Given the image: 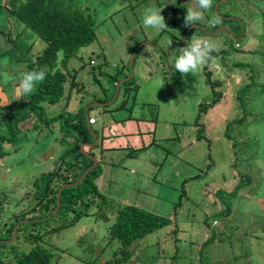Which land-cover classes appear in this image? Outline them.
Returning <instances> with one entry per match:
<instances>
[{"label":"rangeland","instance_id":"374dc122","mask_svg":"<svg viewBox=\"0 0 264 264\" xmlns=\"http://www.w3.org/2000/svg\"><path fill=\"white\" fill-rule=\"evenodd\" d=\"M12 1L0 0V105H9L0 112V205H4V212L32 210L25 195L33 194L35 181L54 167L51 162L40 161L39 154L50 150L55 140L63 147L71 146L67 141L70 135L64 129L60 132L58 122L47 127L44 120L60 114L61 122L66 119L69 124L72 120L67 116H75L79 107L84 105L86 109L93 104L89 116L96 118L93 129L99 132L103 143L92 151L100 170L94 179L97 189L111 202L135 205L172 220L139 243L132 264H264V0H232L227 8L219 10L231 14L225 18L214 9L217 1L202 10L196 0H58L70 8L86 7L94 17V41L81 48L66 66V71H76L79 82L85 75L94 79L86 78L81 92L76 88L68 94L65 90L60 104L41 103L42 117L38 112L28 114L25 102L31 93L20 96L17 88L22 74L27 72L28 59L38 54L44 43L11 15ZM150 6L162 9L161 15L179 6L202 11V19L184 34L194 24L212 29L209 20L220 18L211 37L209 32L201 34L194 28L186 47L196 39L213 42L216 50L226 51L217 55L223 58L225 70H233L241 85L250 84L245 112L242 111L245 118L228 127L230 141L223 135L226 125L241 115L231 103L233 108L214 121L213 117L229 107L228 102L223 108L209 110L199 122L196 120L199 104L211 99L209 86L204 84V66L196 73L184 75L173 68L184 34L181 27L166 31L145 28L142 14ZM234 19L244 25L242 38L241 25ZM230 26L240 30H234L239 33L236 39L240 48L231 53L227 51H232L236 42L233 38L229 42L232 35L226 29ZM133 53V77L119 86L118 96L110 104L111 108L118 107L129 86L128 109L115 115L103 112L95 106L98 102L93 101L94 96L112 100L122 78L130 75ZM237 75L233 79L236 82ZM220 77L215 75L216 79ZM227 88L231 94L232 86ZM13 113L28 120L18 122ZM128 115L130 118L124 120ZM102 121H106L111 133L105 128L106 138L99 125ZM198 123L203 128L200 140L196 134ZM80 144L79 152L85 155L87 146L83 150ZM233 154L237 155L234 172L241 177L229 188L233 169L228 162H233ZM17 197L23 203L16 202ZM95 209L91 206L90 216L46 239L50 247L66 252L59 264H85L87 254L76 243L80 237L86 245L106 244L102 241L105 226ZM215 220L218 222L214 224ZM212 223L215 227L208 230ZM172 228H176L177 242H173L172 233V240L167 243ZM207 239L210 241L203 245ZM112 246L107 251L117 245ZM110 257L108 253L102 260Z\"/></svg>","mask_w":264,"mask_h":264},{"label":"trees","instance_id":"16d2710c","mask_svg":"<svg viewBox=\"0 0 264 264\" xmlns=\"http://www.w3.org/2000/svg\"><path fill=\"white\" fill-rule=\"evenodd\" d=\"M216 1L218 0H212V3ZM229 2H232V0L226 1L222 6H218L216 12L224 16L228 15L229 13H219V10L223 6L227 8ZM11 4V15L22 22L44 43L39 53L34 55L32 59H28L26 63L27 72L39 69H44L46 71V79L42 83L37 84L36 89L31 92L27 102H25L29 111L28 114H30V112H38V115L42 117L43 110L40 106L41 103L50 105L60 104L61 99L64 97L65 90V93L68 91V94L70 91L73 92L76 88L81 92L82 85L86 82L85 79H94V77L85 75V78L79 82L77 77H75L76 71L70 73V71H66V66L69 59L75 57L81 48L90 45L94 41L95 20L88 8L83 6H74L70 8L58 0H24L19 3L13 0ZM185 14L186 10L183 6L176 7L163 14L162 16L167 25L163 31L167 29L175 30L181 27L182 34H184L185 30L189 27L184 22ZM209 21H212V19ZM237 23L240 24L239 22ZM210 24L212 29H208L205 26L204 28L206 31H212L218 26L216 24ZM194 28H196L199 33L205 34L200 26L189 28L188 32L185 33L186 40L183 41V47H186V41L189 40ZM226 32L229 34L228 31ZM232 32L234 33V31ZM179 41L178 39V42ZM229 42H233L230 37ZM230 43H228V45ZM239 48L240 44L238 41L237 47L233 48L231 52H236ZM222 51L224 50H220V54ZM213 52H211L210 55H217L215 51ZM90 64H94L92 60ZM205 69V83L209 84L210 70L208 66ZM113 79L116 83L117 78L114 77ZM126 82L123 84H127ZM219 84V81L210 83L211 99L210 102L199 104L196 114V120H198V122L200 116L220 98L221 91L215 90L214 87L215 85L219 86ZM249 85V83L240 85L236 93L233 91L235 95L232 97V103L238 115H241V118L231 120L226 125L223 135L229 141L231 138L228 133V127L232 125L231 123L237 124V122L245 118V115H242V111L243 113L245 112L244 102H246L245 97L247 96L246 92L247 89H249ZM128 87H126L125 92L129 91L130 87L129 89ZM108 99V96H104L103 98L94 96L93 101L103 103L107 102ZM120 106L121 104H119L118 108ZM5 107L9 108V105H0V112L3 111ZM108 107L110 108H100L103 112L108 114H111L114 112L113 110L116 109H112L110 105H108ZM90 108L87 110L88 115ZM125 109L128 108L126 107ZM16 114L17 113H13V116L18 119V122H25L28 120L25 118L21 119L22 117ZM56 117L57 118L54 117L50 120L45 119V125L49 127L51 124L58 122L60 132L64 129L63 132L70 135L67 141L71 143V146H68V149L57 157L52 171L49 170L46 174L43 173L40 179L35 181L36 185L33 194L28 192V194L25 195L27 198L24 200L29 202L30 207L28 206V208H33L32 210L26 212V209H24L21 211L22 213L14 214L11 213L10 210L4 212V205H0V264H59L63 260V256L66 252L50 247L46 239H49V237L55 233L57 234L72 227L74 224L78 223L80 219L90 216L91 213L89 208L91 206H96V211L94 213L99 215L98 217H100L104 223L105 228L102 241L106 244L104 246H98L99 244L93 242L87 243L86 245L81 237L78 238L76 243L82 246L87 254V257L83 260L85 264H132L131 258L134 255L133 252L137 250L139 243L148 235L169 225L172 222L171 218L144 210L135 205L111 202L108 200L106 196L100 193L94 183V179L100 174V170H97V167L99 168L98 164L85 174L79 184L62 189L59 208L56 213L52 214L56 206V195L59 187L66 183L75 182L80 177L81 173L92 164L89 158L79 152V143L93 142L92 135L85 123L84 105L79 107L75 116L66 117L72 120L69 124L66 122V119L64 120L65 117L63 118L64 123L61 122L60 114ZM1 118L6 120V116H2ZM129 118L130 115L125 119ZM32 124L31 122V126ZM198 125L200 126L196 129V134L197 140H200V134L203 128L201 124L198 123ZM92 130L96 133L95 129L92 128ZM2 138L3 137L0 136V141ZM62 138L64 139L63 134L61 141ZM55 142H57V140H55ZM95 148H97V143L91 148L86 147L85 150L92 155V149L95 150ZM236 156L237 155L234 156L233 154L230 158L233 159V162H228V166L233 169L229 175V177L231 176L230 178H233L229 186L227 185L229 188H232L233 185L235 186L237 183L235 180L236 178L238 179V177H241L239 176L241 175L239 172H234L236 168L234 164ZM242 181L243 179L241 178L240 182ZM238 186L235 188L237 189ZM207 189L206 192H208ZM219 191L222 190L220 189ZM24 200L17 197L16 202L23 203ZM227 210L228 207L225 206V213ZM220 212L222 213L223 211ZM28 213H32V215ZM23 218H28L30 220L20 223V220ZM215 222L217 223L218 221L215 220L213 223L215 224ZM213 223L208 227V230L215 227ZM14 226H17L16 235L10 241L9 239L11 238ZM172 233L174 235L173 242H177L176 228L171 229L169 234L171 238L167 236L168 241L164 240L165 242L170 243L172 240ZM209 241L210 239L205 240L203 245H206ZM112 243H115L117 246L114 250L109 252L107 250L112 246ZM158 243L161 244L162 242L158 241ZM108 253L111 255L110 259L102 260L104 255ZM202 264L213 263L202 262Z\"/></svg>","mask_w":264,"mask_h":264},{"label":"clouds","instance_id":"9594fccd","mask_svg":"<svg viewBox=\"0 0 264 264\" xmlns=\"http://www.w3.org/2000/svg\"><path fill=\"white\" fill-rule=\"evenodd\" d=\"M196 3L198 5L199 9H202V10H207V9L211 8V6H212V0H196ZM161 11H162V9L157 10L155 7H151V6L150 7H146L144 9L143 14H142L143 26L145 28L156 29L157 31L165 29L167 27V25L165 23L164 17L161 15ZM202 17H203L202 11H198V10H195L193 8H188L186 10V14H185V17H184V22H185L186 25L190 26L195 21L202 19ZM210 23H212L213 25L219 24L220 23V18L219 17H214L212 19V21H210ZM194 25L196 27H199V25L198 26L196 24H194ZM194 25H193V27H194ZM188 30H187V32H188ZM202 30L204 31L205 34H207L209 32V31H206L205 28L204 29L202 28ZM231 33H232V36L230 38L231 39L232 38L235 39L234 42H236V43L234 44V48H236L237 47L238 38L237 39L234 38L235 34L232 31H231ZM241 35L243 36L242 33H241ZM208 36H213V34H211V33L209 34L208 33ZM185 40H186V38L184 39V41ZM214 47H215V45H214L213 42H211V41H203V40H200V39L194 40L188 47H183V41H182L181 49H180V51L178 50V54H177V56L179 55V57L175 60L173 68L176 71H178L179 73H181L182 75H184V74H188V73H196L204 66L203 69H202L203 70V75H204V70H206L205 68L208 66V69H209L210 66L212 65V64H210L209 60H211L212 59L211 56H213V55H210V53L212 51L216 50V48H214ZM225 48H227V47H224L223 49H225ZM228 49H229V47H228ZM216 51H218V52H216ZM216 51L215 52L217 53V55L221 56L220 50H216ZM179 52H180V54H179ZM227 52L230 53L231 51H227ZM217 55H216V60L214 62V66L216 67V75H220L221 77H220V79H216L215 76L213 78L210 77L209 84H206L205 82H204V84L207 87L209 86L208 88L210 89V83L211 82L214 83L215 82L214 79L219 81L220 82L219 86L215 85L214 87H215V90H220L221 91V96H220V98L218 99V101L216 103H214L211 107H209L200 116V119L209 110H211L213 108H217V107L218 108H223L224 106H226V105H224V102H226V104L229 102L228 103V105L230 104L229 107H226L224 109V111H222L220 113L219 116L213 117L214 121L221 119L226 114L225 112H227V110L232 107L231 103H232V97H233L234 89L239 88V86L241 85L240 77L237 75V77H238L237 82H236V80L234 81L233 80L234 79V74L232 73L233 70H225V68H224V66L222 65V62H221V60L223 58H221V57L219 58V57H217ZM167 69H169V67ZM124 78H126V77H124ZM45 79H46V71L44 69L32 70L30 72L23 73L22 74V78H21L20 83H19L18 88H17L18 95H20V96L29 95L34 90L36 84L42 83ZM232 82H233V84H231ZM261 82L264 83V78H262ZM228 85L232 86L231 94H229V90L227 88ZM119 90L120 89L118 88L115 99L118 96ZM125 93H128V101H127V104H128V102L130 100L131 93L129 91H127V92H124L123 94L125 95ZM124 95H123L122 100L120 102L121 106H122V103H123V100H124ZM227 98H228V101H227ZM115 99L112 102H114ZM221 101H223V102L220 103ZM112 102L110 104H112ZM208 102H210V100ZM218 103H220V104H218ZM110 104H108V105H110ZM127 104H126L125 108L128 107ZM121 106L119 107V109L121 108ZM114 112H116V111H114ZM130 112H132L131 109H130ZM127 117H125V118H127ZM90 118H94V123L93 124L89 123V119ZM125 118H124V120H127ZM86 122L92 129L93 128L92 126L97 122V120H96V118L94 116H89L88 113H87V121ZM211 122L212 121H209L210 124H212ZM101 123H104V122L102 121ZM108 127H109V125H108ZM105 128L107 129V123L105 124ZM107 132H109L108 129H107ZM103 133H106V131L103 130ZM103 133H102V137L106 138L105 136H103ZM95 134L97 135L96 138H97L98 143L99 144H103L101 139H100V137H99V132L96 131ZM109 134H111V133L109 132ZM51 149H55V150L59 149V154L57 155V157L60 155L61 149H60L59 146H52L51 145ZM83 150H84V147H83ZM86 152H88V151H86ZM57 157L54 160L49 161V162H51L50 165L53 166V164L56 163ZM95 159H96V166H97L98 160H97V158H95ZM46 163H48V162H46Z\"/></svg>","mask_w":264,"mask_h":264},{"label":"water","instance_id":"95a60500","mask_svg":"<svg viewBox=\"0 0 264 264\" xmlns=\"http://www.w3.org/2000/svg\"><path fill=\"white\" fill-rule=\"evenodd\" d=\"M226 1H228V0H219V1H217L216 4H215V8H214V9H216L218 6L224 4ZM194 27H196V26L194 25ZM217 30H218V29H217ZM226 30H227L228 32H230V34L232 35L231 30H230L229 28H227ZM216 32H218V31H216ZM206 33H207V32H206ZM184 39H185V35H184V37H183V41H184ZM181 43H182V42H181ZM181 43H180V45H179V51H180V49H181ZM139 47H140V46H139ZM135 52H136V51H135ZM179 54H180V52H179ZM134 56H135V53L132 54V56H131V58H130V61H129L130 75H129L128 77H126V78H123V79L120 81V84L117 85V88L115 89V94H114L112 100H111L110 102H107V103H96L95 106L104 107V106L110 104V103L115 99V97H116V93H117V90H118L119 86H120L122 83H124V82H126V81H129V80L133 77L132 65H133V59H134ZM127 101H128V93H125V95H124V100H123V103H122L121 108H120L118 111L113 112V113H111V114L115 115V114H117L118 112H121V110H123V109L125 108V106H126V104H127ZM224 105H226V102H224ZM91 106H93V104L89 105L86 109H84V116H85V123H86L87 129L90 131V134L92 135L93 143H91V144H89V143H88V144H86V143H85V144L81 143V144H80V149H83L84 145H86L87 147L91 148V147H93L94 144L97 142V138H96L97 135L95 134V132H93V130L91 129V127H90V126L87 124V122H86V121H87V110H88ZM225 108H226V107H225ZM111 114H110V115H111ZM103 122L106 124V121H103ZM104 123H100L101 133H103V130L105 129V124H104ZM51 150H52V151H51ZM53 153L56 155L54 158L50 156V154H53ZM58 154H59V149H56V150H55V149H50V150H46L45 152H41V153L39 154L38 157H39V160H40V161H42L43 163H46V162H49V161H51V160H54V159L57 157ZM84 156H86L87 158H89V159L92 161V164H91L89 167H87V168L81 173L80 177H79L75 182H73V183H66V184H63V185H61V186L59 187V189H58V191H57V195H56V206H55V208H54L52 214L56 213V211H57L58 208H59V204H60V193H61L62 189H64L65 187H71V186H75V185L79 184V183L82 181V179L84 178L85 174H86L87 172L91 171L93 168H95V166H96V159H95L91 154H89L88 152H85V155H84ZM50 158H51V159H50ZM49 159H50V160H49ZM27 221H28V220H21L20 223L27 222ZM16 229H17V226H14V227H13V230H12L11 238L9 239L10 241L15 237V235H16Z\"/></svg>","mask_w":264,"mask_h":264},{"label":"flooded vegetation","instance_id":"af4514ba","mask_svg":"<svg viewBox=\"0 0 264 264\" xmlns=\"http://www.w3.org/2000/svg\"><path fill=\"white\" fill-rule=\"evenodd\" d=\"M231 14H228V15H226V16H224V17H227V16H230ZM235 17V16H234ZM235 20V19H234ZM235 22H239L240 23V25H241V30H242V34L244 33V30H243V28H244V25H243V23L241 22V21H236L235 20ZM217 28V27H216ZM215 28V29H216ZM231 31H234V30H238V31H240L239 29H235V28H233L232 26H230V27H228ZM213 32V30L212 31H209V33H212ZM236 32L234 31V34H235ZM238 34L239 33H236L235 35H234V38H236L237 36H238ZM243 36H244V34H243ZM242 35H241V38L243 37ZM211 37V36H210ZM212 57V59L211 60H209L210 61V63L212 62V60H213V58L215 59L216 58V55H213V56H211ZM212 64V63H211ZM209 70H210V77L212 76V78L216 75V67L214 66V63L210 66V68H209ZM211 73H212V75H211ZM232 73L234 74V75H237L235 72H233L232 71ZM214 81L216 82L217 80L216 79H214ZM231 99V98H230ZM223 101H221L220 103H222ZM220 103H218V104H220ZM229 106H230V104H229ZM119 108L118 107H116V109L115 110H113V111H117ZM226 113V112H225ZM89 143V142H88ZM88 143H86V144H88ZM91 143H93V142H90L89 144H91ZM97 143V148L100 146V144L98 143V141L96 142ZM83 144H85V143H83ZM59 146L60 147V149H61V152H60V154L61 153H64V151L66 150V149H68V146H62L61 145V142L60 141H57V142H55V143H52V146ZM87 148H89V147H87ZM97 148H95V149H97ZM92 151H93V149H92ZM93 153V152H92ZM94 157H96L94 154H92Z\"/></svg>","mask_w":264,"mask_h":264},{"label":"crops","instance_id":"0c3cea01","mask_svg":"<svg viewBox=\"0 0 264 264\" xmlns=\"http://www.w3.org/2000/svg\"><path fill=\"white\" fill-rule=\"evenodd\" d=\"M170 67H171V66H170ZM129 92H130V91H129ZM205 117H206V116H205ZM206 118H208V117H206ZM211 120H212V119H211ZM209 121H210V120H209ZM54 146H55V145H54ZM57 146H58V145H57ZM51 151H52V150H51ZM50 156L54 158L56 155L53 153V154H50ZM50 159H51V158H50ZM50 159H49V160H50Z\"/></svg>","mask_w":264,"mask_h":264},{"label":"built area","instance_id":"2783aa9c","mask_svg":"<svg viewBox=\"0 0 264 264\" xmlns=\"http://www.w3.org/2000/svg\"><path fill=\"white\" fill-rule=\"evenodd\" d=\"M89 123H90V124H93V123H94V118H90V119H89Z\"/></svg>","mask_w":264,"mask_h":264}]
</instances>
